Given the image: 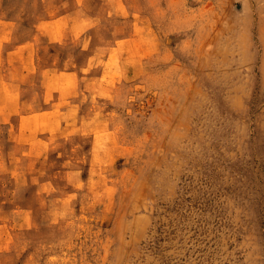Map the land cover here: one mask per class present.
I'll use <instances>...</instances> for the list:
<instances>
[{
  "label": "rangeland",
  "instance_id": "obj_1",
  "mask_svg": "<svg viewBox=\"0 0 264 264\" xmlns=\"http://www.w3.org/2000/svg\"><path fill=\"white\" fill-rule=\"evenodd\" d=\"M0 264H264V0H0Z\"/></svg>",
  "mask_w": 264,
  "mask_h": 264
}]
</instances>
